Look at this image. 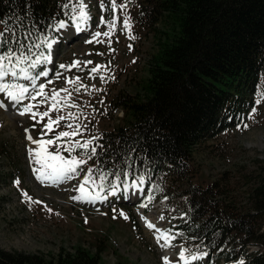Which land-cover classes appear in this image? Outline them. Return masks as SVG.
Returning a JSON list of instances; mask_svg holds the SVG:
<instances>
[{"label":"rangeland","instance_id":"374dc122","mask_svg":"<svg viewBox=\"0 0 264 264\" xmlns=\"http://www.w3.org/2000/svg\"><path fill=\"white\" fill-rule=\"evenodd\" d=\"M60 1L69 5L64 13L67 16V21L63 22L65 27L55 29L52 47L46 48L49 61L41 59L36 68H32L34 76L41 71L48 73L46 77L36 78V91L44 85L43 96L35 101L26 98L21 105L12 108L0 94V100L7 105L0 108V248L48 257L56 255L61 248L72 251L82 247L94 254L98 240H103L101 264H163L167 255L174 258L175 264H185L178 259L182 250L188 264H240L241 260L247 264V254L264 253L260 245L241 246L243 237L226 240L228 246L223 254L212 253L203 241L177 242L174 231L177 222L187 217L188 196L184 193L190 186L204 189L215 183L223 189L233 209L243 213L250 209L251 190L264 177V71L258 77L254 93L249 96V109L240 112L236 125L195 146L186 180L180 181L167 173L154 177L148 184H140L138 179L126 181L129 185L135 182L140 186L135 197L130 188L125 192L122 185L115 195L104 191L94 202L76 200L73 197L81 195L78 186L91 168L90 159L79 148L71 153L63 148L60 150L65 159H87L72 179L58 184L37 180L38 173L34 169L40 165L35 159L42 158L45 150L56 154L57 147L56 144L44 145L41 149V138L46 141L54 139L59 132H72L73 128L67 127L69 124H79L82 133L73 137V142H84L113 130L121 123L123 114L112 110V100L120 92L129 95L141 92L148 68L158 51L159 37L142 29L136 19V11L144 0H115V10L110 7L112 0H103V10L102 0H85L90 18L80 23L79 30V22L74 20L71 10L76 0ZM113 19L117 23L110 30L108 25ZM126 19L130 24L128 29L124 27ZM155 27L165 29L162 23ZM97 32L101 33L99 37L95 35ZM106 32L109 33L107 37L103 35ZM97 66L102 67L93 73L92 69ZM39 67L42 70H38ZM16 70L19 73V69ZM4 82L23 83L31 91L29 81L13 80L9 76ZM77 88L80 90L76 91ZM54 92L58 93L56 111L50 108ZM27 104L36 106L35 119L30 115L22 116L20 121L8 117L14 112L19 114L18 109ZM71 104L76 107L67 106ZM45 111L53 120L57 116L65 117L59 125L54 124L50 132L45 127L49 117L41 119L39 115ZM29 135L38 143L27 139ZM68 139L62 138L58 143ZM29 149L40 152L41 157L30 155ZM93 179L96 185L100 183L95 175ZM17 180L18 185L14 183ZM93 187L85 185L95 195ZM25 192L31 200L24 196ZM121 212L128 218L124 219ZM148 223L155 227L147 228ZM157 230L175 237L169 241L171 247H161L165 241L158 242ZM226 252L237 259L226 262ZM193 255L197 259L193 260ZM169 264L173 263L169 261Z\"/></svg>","mask_w":264,"mask_h":264},{"label":"trees","instance_id":"16d2710c","mask_svg":"<svg viewBox=\"0 0 264 264\" xmlns=\"http://www.w3.org/2000/svg\"><path fill=\"white\" fill-rule=\"evenodd\" d=\"M64 13L60 0H0V33L9 40L0 54L13 49L29 60L43 59L55 29L67 21ZM136 19L159 37L158 51L141 92H120L112 100V110L123 114L121 123L94 140L97 155L90 166L96 177L99 171L127 172L119 186L140 176L148 184L167 173L186 180L195 146L235 126L240 112L249 109L264 71V0H144ZM158 23L165 29L156 28ZM22 67L28 63L15 65ZM107 181L116 177L107 176L105 191ZM184 195L187 217L175 225L177 242L203 241L209 252L223 254L226 240L243 237L241 246L264 248V177L251 190L246 213L233 209L215 183L190 186ZM102 242L94 254L76 247L48 257L0 248V264H101ZM245 258L247 264H264V253ZM225 259L237 256L226 252Z\"/></svg>","mask_w":264,"mask_h":264},{"label":"snow or ice","instance_id":"6c2138e0","mask_svg":"<svg viewBox=\"0 0 264 264\" xmlns=\"http://www.w3.org/2000/svg\"><path fill=\"white\" fill-rule=\"evenodd\" d=\"M127 5H122L121 7H126ZM65 8L69 7V5H64ZM110 7L115 10L117 8V5L115 3V0H112V3L110 5ZM101 9H104V4H103V0L101 2ZM72 12L74 13V20L78 21L79 23H77V29L79 30L80 27V23H85L87 22V20L90 18V13L87 9V5L85 3V0H76V3L72 5L71 7ZM76 13H78V15H75ZM103 23V19L101 21ZM5 23H7L5 21ZM117 21L115 19H113L110 23H109V28L114 29L115 25H116ZM60 28H64L65 25L63 23H61L59 25ZM124 27L126 29L130 28V24L128 22V20L126 19L124 21ZM13 36H15L16 34L13 32L12 34ZM96 37H99L101 35V33L97 32ZM104 36H109V33H103ZM129 35H131L129 33ZM0 37H2L3 39H0V46H2L4 43H8L9 40L7 37L4 36L3 33H0ZM134 38V37H131ZM91 42V41H89ZM16 43L20 44V41L17 40ZM21 48H24L25 46L23 44H20ZM37 47H39V45H37ZM52 44L48 43L47 44V48L51 49ZM30 51V49H29ZM44 61L47 62L49 61V56H44L43 57ZM28 63V67H22L19 69V73L17 72V70L15 69V65L18 64H22V63ZM40 63V59H34V60H29V58L24 55L23 51L20 52L19 55H15L14 54V50L13 49H9L7 51L6 54H0V94H3L5 99L11 103V105L13 107H16L17 105H21L22 102L28 98L31 99L33 101H35L37 99L38 96H43L44 93V85H40L39 86V90L36 91L37 89V85H36V78L39 76H47L48 73L46 71H41V72H37L34 75H32L28 68H36V66ZM89 63H91L89 61ZM61 67H64V65H61ZM100 67L102 66H97L96 68L92 69L93 73H96L99 71ZM22 74V75H21ZM11 76V78L13 80L16 79H23L25 81H29L30 85H31V91L30 88L28 86H26L23 83H15V82H4L6 77ZM100 79H104L103 76L100 77ZM77 82H78V78H77ZM69 83H72V81H69ZM85 87L86 86H82ZM80 89L77 88L76 91H79ZM61 91L66 92V89H61ZM57 96L58 93L53 94L52 96V105L50 106L51 110L56 111L58 110L57 108ZM69 97H66L65 100L69 99ZM45 100L48 99V97H44ZM69 107H76V105L71 104V105H67ZM7 105L4 103L3 100H0V108H6ZM36 106L33 104H27L25 106H23L21 109H18V113L21 116L24 115H30L33 119L36 118L37 113L34 111V108ZM41 119L45 118V117H49V112L45 111L43 113L39 114ZM69 118H72L71 115L69 114ZM65 117L63 116H57L55 120L51 119L49 117L48 119V123L45 126L46 127V131L50 132L52 131V126L55 125H59L61 120H64ZM246 126V125H245ZM67 127L69 128H73L72 132H68V131H63V132H59L55 135L54 139H48L46 141L42 140L39 142V146L41 149H44V145H54L56 144V154H49L46 153L45 150V154L43 155L42 158L39 159H35V163L39 164L40 167L34 169L35 173H38L36 178L37 180L43 182H50L52 184H58L61 182H64L66 180L72 179L73 176L77 173V169L83 165L87 163V159H91L93 156L97 155V147L98 145H94V140L96 139L95 137H93L90 140L84 141V142H80V141H74L72 140L73 137H75L76 135H81V131H80V125L77 124L75 126L69 124L67 125ZM69 138L68 140L64 141L63 143H58L59 141H61L62 138ZM27 139L32 140L33 143H38L36 140L33 139V137L31 135L27 136ZM65 144L68 145V147H65ZM63 148L64 151H67L69 153H71L72 151L76 150L77 148L82 149L84 152V155L87 157V159H80L77 160L75 157H72L71 159H65L62 155H60V150ZM29 153L30 155H34L35 157H41V153L40 152H34L33 149H29ZM111 174L114 175L116 177V182H112V181H107V189H108V194L111 195H115L116 191L118 189L119 183L121 182V175L123 174L125 177L128 175L127 172L124 173H120V172H116V173H106L104 171H99L98 172V176L97 178L99 179L100 183L98 185L95 184V180L93 179V175H94V171L92 168L88 169L87 174L85 175V179L84 181L78 186V190L81 193L80 196H76L73 197V199L76 200H84L86 202H94L97 199L100 198V193L105 191V181L107 180V176ZM139 179V183L143 184L144 181V177L140 176L138 177ZM15 184H19V181H15ZM88 184H92L94 185V187L92 188V191H95L96 194L92 195L90 191H88L85 188V185ZM129 187L132 188H136L137 184L135 182H133L131 185H129L126 181L123 182V188L124 191L126 192L128 190ZM24 196L27 197L29 200H31V197L28 196V193H24ZM149 199H151V197H149ZM33 203H40V201H32ZM121 216L124 217V219H127L128 217L121 212L120 213ZM147 226L152 229L155 226L151 223H148ZM159 235L157 236V240L158 242L163 239L165 241L164 244L161 245V247H171V244L169 243V241L171 239H174L175 237L169 233V232H164V231H159ZM180 259L184 260L185 264H188V260L185 257V252L182 250L180 252ZM192 259L195 260L197 259V257L195 255L192 256ZM163 264H169V260L167 257L163 258ZM240 264H244L243 260L240 261Z\"/></svg>","mask_w":264,"mask_h":264},{"label":"bare ground","instance_id":"6f19581e","mask_svg":"<svg viewBox=\"0 0 264 264\" xmlns=\"http://www.w3.org/2000/svg\"><path fill=\"white\" fill-rule=\"evenodd\" d=\"M10 106L13 108V106L11 105V103H10ZM9 111H10V109H8ZM12 111V110H11ZM8 117L10 118V119H12V120H14V121H20L22 118V116L21 115H19V114H17L16 112H14L13 114H9L8 115ZM130 189H131V191H132V196L133 197H135V192H137V191H139L140 190V186L138 185V183H137V187L136 188H132V187H129ZM147 228H149L148 226H147ZM178 256H180V255H178ZM167 258H168V260L171 262V263H173V264H175L174 263V258L171 256V255H167L166 256ZM175 257V256H174ZM178 259H180V257L178 258ZM181 260V259H180Z\"/></svg>","mask_w":264,"mask_h":264}]
</instances>
